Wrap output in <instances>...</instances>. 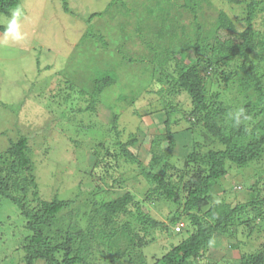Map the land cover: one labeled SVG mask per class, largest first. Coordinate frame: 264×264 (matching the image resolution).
I'll return each mask as SVG.
<instances>
[{
    "label": "trees",
    "instance_id": "trees-1",
    "mask_svg": "<svg viewBox=\"0 0 264 264\" xmlns=\"http://www.w3.org/2000/svg\"><path fill=\"white\" fill-rule=\"evenodd\" d=\"M147 1L143 12L139 11L137 0L126 7L132 19L134 13L137 16L134 33L141 37L150 34L153 39L147 49L153 56L156 80L162 86L149 90L157 95L158 102H151L145 113L165 111L164 126L150 141L152 156L148 164L130 149L139 140L134 133L126 141L117 140L115 150L106 148L105 155L115 162L102 155L95 162V166L105 164L109 169H116L121 157L139 163L149 186L145 198H136L128 190L108 202L94 200L91 213H83L88 216L85 227L79 220L80 206L68 213L71 222L62 225L59 214L73 200L41 196L34 146L25 133L28 129L15 123L18 137L10 139V146L0 152V202L14 203L26 220L27 235L17 248L26 264H198L205 259V264H213L208 253L217 237L236 236L232 230L240 224L245 225L249 235L261 232V192L245 203L232 205L225 198L215 201L212 191L232 167H245L264 159V0H229L242 6L240 15L215 6L213 0ZM17 2L0 0V12L9 14ZM204 4L213 8V15H204ZM64 7L69 11L67 0ZM149 14L161 22L157 32L144 30L145 15ZM184 15L191 20L187 17L186 22ZM190 51L192 58L186 60ZM128 60L135 62L132 57ZM116 74L114 69L106 70L95 79L87 110H96L100 96L115 83ZM166 93L175 101L186 95L188 107L178 109L172 100L166 102L164 96L162 100ZM241 108L248 118L236 125L229 114ZM77 111L82 113L84 109ZM182 111L186 124L182 129H173L174 114ZM119 119L120 115L114 112L111 123L116 126L117 136L122 132ZM146 127L140 122L141 130L146 131ZM181 134L187 135L184 142L190 152L178 165L173 158ZM163 144L164 152L158 153ZM95 152L99 155L100 151ZM117 182L114 180L112 186ZM160 202L174 206L170 212L162 211L168 222L147 208L148 204L155 207ZM182 219L185 226L175 232L173 225ZM157 228L181 239L150 260L145 251ZM101 245L106 247L104 263L94 255ZM8 259L4 256L0 264H12ZM241 260V264H264V253L249 252Z\"/></svg>",
    "mask_w": 264,
    "mask_h": 264
},
{
    "label": "rangeland",
    "instance_id": "rangeland-1",
    "mask_svg": "<svg viewBox=\"0 0 264 264\" xmlns=\"http://www.w3.org/2000/svg\"><path fill=\"white\" fill-rule=\"evenodd\" d=\"M67 1L69 11L65 10L64 0H18L9 14L0 12V152L10 146V139L18 137L15 123L25 126L28 129L25 133L29 134L34 146L41 196L73 200L71 206L59 214L61 223L69 224L68 213L80 206L79 220L85 227L88 216L83 213H91L94 200L108 202L128 190L134 192L136 198H145L149 186L141 175L139 163L121 157L119 166L109 169L105 164L97 167L95 162L98 156L115 162L113 157L105 155L106 148L115 150L117 140L126 141L134 133L139 140L130 149L148 164L152 156L150 141L163 128L165 111L145 113L150 103L157 101V95L149 90H157L162 85L156 80L151 63L153 56L147 49L153 39L149 33L147 37L134 33L136 13L134 19L131 12L127 13L136 0ZM137 1L142 3L138 9L143 12L148 1ZM213 1L215 6L231 14L242 13V6L229 0ZM207 14L213 15L214 10L204 4V15ZM187 17L190 18L184 15L186 22ZM145 18L147 29L144 30L157 32V27H161L159 19L150 14ZM203 19L207 20L205 16ZM17 27L24 35L22 40L7 34ZM192 55L193 52H188L185 59ZM130 57L135 62H130ZM113 69L117 73L115 83L100 96L96 110H87L95 79ZM163 96L166 102L172 100L178 109L188 107L186 95H180L176 101L167 93L161 96L162 100ZM78 108L84 111L79 113ZM114 112L120 115L118 128L122 132L119 136L115 124L111 123ZM185 120L184 111L175 113L172 128L182 129ZM140 122L147 126L146 131L139 128ZM178 136L173 160L182 165L190 150L184 142L187 135ZM165 145L157 152L163 153ZM95 151H100L99 155ZM263 168L264 159L249 166L232 167L213 188L215 201L225 198L236 205L255 198L260 192L264 197ZM116 179L118 182L112 186ZM88 201L91 202L87 206ZM173 207L162 202L155 207L147 205L154 216L165 222L168 219L162 211L170 212ZM246 214H242L243 219ZM178 223L186 224L183 219ZM25 224L18 207L8 200H1L0 263L8 256V262L12 264H26L23 253L17 252L27 235ZM232 232H236V236L217 237L212 243L208 257L213 264H241L243 254L264 253V225L260 233L252 235L243 224ZM180 239L177 234L173 236L157 228L145 252L152 260L178 244ZM93 245L97 246L94 242ZM105 250L106 247L101 245L94 252L100 263L105 262ZM205 263H208L207 259L198 264Z\"/></svg>",
    "mask_w": 264,
    "mask_h": 264
},
{
    "label": "clouds",
    "instance_id": "clouds-1",
    "mask_svg": "<svg viewBox=\"0 0 264 264\" xmlns=\"http://www.w3.org/2000/svg\"><path fill=\"white\" fill-rule=\"evenodd\" d=\"M14 17L16 16V13L13 14ZM10 35L13 39L16 40H22L24 39L23 33L19 30V27L15 31L9 30L7 33ZM229 118L236 124L239 125L242 121V119L246 120L248 117L245 115L243 108L239 109L238 111H234L229 114ZM179 224V223H178Z\"/></svg>",
    "mask_w": 264,
    "mask_h": 264
},
{
    "label": "built area",
    "instance_id": "built-area-1",
    "mask_svg": "<svg viewBox=\"0 0 264 264\" xmlns=\"http://www.w3.org/2000/svg\"><path fill=\"white\" fill-rule=\"evenodd\" d=\"M183 225H184L183 223H179V224L176 225L175 229H176L177 231H181Z\"/></svg>",
    "mask_w": 264,
    "mask_h": 264
}]
</instances>
